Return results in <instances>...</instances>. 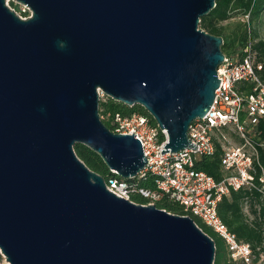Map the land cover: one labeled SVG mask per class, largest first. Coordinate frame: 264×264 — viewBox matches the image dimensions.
Instances as JSON below:
<instances>
[{"label":"water","instance_id":"95a60500","mask_svg":"<svg viewBox=\"0 0 264 264\" xmlns=\"http://www.w3.org/2000/svg\"><path fill=\"white\" fill-rule=\"evenodd\" d=\"M0 0V264H214L216 241L188 214L119 197L75 153L121 177L147 158L100 117L98 88L187 136L215 99L224 37L200 27L216 0Z\"/></svg>","mask_w":264,"mask_h":264},{"label":"built area","instance_id":"2783aa9c","mask_svg":"<svg viewBox=\"0 0 264 264\" xmlns=\"http://www.w3.org/2000/svg\"><path fill=\"white\" fill-rule=\"evenodd\" d=\"M23 5L21 11L15 13L27 19L32 9L26 3ZM243 49L244 55L240 58L225 54L217 67V76L221 79L214 102L203 118L191 121L187 133L189 139L197 143L195 148L183 147L161 154L169 141V132L152 121L150 113L135 110L129 115L122 112L109 115L99 111L103 121L110 116L114 132L136 133L147 158L145 167L134 177L117 176L111 169L116 174L104 178L107 188L134 202L133 195L142 194L148 200L146 204L155 203L168 194L224 238L232 260L253 264L256 253L251 243L231 232L228 224L220 219L217 206L223 195L241 187L257 190L264 199V166L259 161V147H264V134L260 130L264 120V60L253 48L252 38ZM98 91L100 102L105 101L106 92L100 88ZM225 130H232L230 133L236 139L228 137ZM217 141L223 149L221 163L225 171L220 181L194 164L199 155L214 153ZM150 176L154 186L140 184L138 179ZM263 259L264 252L257 261Z\"/></svg>","mask_w":264,"mask_h":264},{"label":"trees","instance_id":"16d2710c","mask_svg":"<svg viewBox=\"0 0 264 264\" xmlns=\"http://www.w3.org/2000/svg\"><path fill=\"white\" fill-rule=\"evenodd\" d=\"M216 2L217 4H215L210 13L201 16V20L199 21L200 27L205 28L210 34H218L224 37L221 49L228 56L242 57L244 55V46L252 38L253 48L258 51L260 58L264 60V39L257 35V30L253 26L255 20L260 17L264 7V0H216ZM243 15H247L249 18L239 21L236 20V22L230 23L229 25H224L223 23L233 17L240 18L239 16ZM99 110L102 114L107 113L109 115L115 114L116 112L129 115L135 110L148 113L140 104L129 107L127 104L116 101L109 96L105 101L100 102ZM151 120L154 121L155 119L152 117ZM110 121L111 118L109 116L103 123L112 128L113 125ZM261 129V133L264 134V120L260 123ZM215 149V152L212 154L199 155L194 161V164L197 169L210 173L217 181H220L225 174L221 163L223 149L221 148L220 142H216ZM75 153L85 161L88 168L101 173L105 178L109 175L116 174L109 167L105 166L101 155L89 148L86 144L78 142L75 145ZM259 156V161L264 166V147H259ZM116 175L118 176V174ZM138 180L141 185L147 187L154 186V181L151 176ZM230 191L231 193L223 195L221 201L217 204L220 219L228 224L231 232L235 233L239 239L251 243L250 245L256 253L253 264H264V259L260 262L257 261L260 254L264 252V199L254 189L248 190L241 187L236 189V191ZM133 199L136 202H143L145 204L148 202L147 198L139 193L134 194ZM247 204L249 205L250 214L245 212V206ZM155 205L176 214H188L197 221L204 232L212 235L216 241L214 264H246L245 262L232 260L224 238L216 234L214 229L204 223L199 216L189 213L181 203L173 201L168 194L157 199Z\"/></svg>","mask_w":264,"mask_h":264},{"label":"rangeland","instance_id":"374dc122","mask_svg":"<svg viewBox=\"0 0 264 264\" xmlns=\"http://www.w3.org/2000/svg\"><path fill=\"white\" fill-rule=\"evenodd\" d=\"M6 2L11 6L12 9H14L16 11V13H17V11L18 12L21 11V9L24 7L23 3L19 2V1L16 2L15 0H6ZM239 17L240 18L233 17V18L229 19V21H224V22L222 21V22L224 23V25H229L230 23L236 22V20L239 21V20H243V19L245 20L248 18L247 15L246 16L243 15V16H239ZM253 26L257 30V35H259L261 38L264 39V7L261 11L260 17H258L255 20ZM230 132L233 133L232 130H230ZM230 132H229V130H225V134L228 135V137H233L234 134H231ZM233 138L236 139V137H233ZM245 212L249 213V205L248 204L245 206ZM0 256H1L0 262H6L7 263L6 256L3 253H1V251H0Z\"/></svg>","mask_w":264,"mask_h":264}]
</instances>
